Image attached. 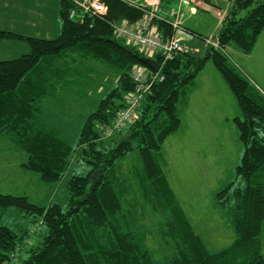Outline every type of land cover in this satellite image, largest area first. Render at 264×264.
<instances>
[{
	"label": "trees",
	"instance_id": "16d2710c",
	"mask_svg": "<svg viewBox=\"0 0 264 264\" xmlns=\"http://www.w3.org/2000/svg\"><path fill=\"white\" fill-rule=\"evenodd\" d=\"M101 1L107 7L103 16L82 14L73 20L68 16L71 2L60 0L59 32L52 39L0 30V41L17 40L29 46L28 53L17 59L0 61V139L25 153L21 168L37 174L44 184L59 182L77 151L89 166L85 176L73 175L68 180L65 208L57 203L39 207L24 196L0 193V218L14 208L38 218V225L44 227L40 245L26 250L22 243L28 235L21 237L0 226V264H154L146 247L147 232L136 228L138 211L143 213L146 207L161 215L159 230L164 239L175 243L170 264H264V96L224 54L230 45L244 54L252 51L264 30V0H229L216 36L217 48L207 47L201 57L178 55L162 64L159 75L163 80L152 83L136 117L113 133L110 146L102 137L125 108V97L134 92L130 72L133 67H147L141 64L144 56L112 32L113 23L135 21L141 10L125 0ZM157 26L163 38L171 35L165 23ZM208 60L223 76L241 110L234 122L243 146L236 166L243 187L232 188V183L216 195L235 238L213 253L176 201L161 153L162 144L180 126V95ZM88 61L110 68L115 86L86 117L75 148L46 125L41 103L81 77L84 71L79 67ZM133 153L142 162L137 176L141 197L130 209L126 199L134 174L124 171L123 160Z\"/></svg>",
	"mask_w": 264,
	"mask_h": 264
},
{
	"label": "rangeland",
	"instance_id": "374dc122",
	"mask_svg": "<svg viewBox=\"0 0 264 264\" xmlns=\"http://www.w3.org/2000/svg\"><path fill=\"white\" fill-rule=\"evenodd\" d=\"M206 1L196 8V13L184 20L185 27L200 35V38L196 36L193 44L198 51L192 53L200 57L210 47L206 42L216 43L221 19L228 10L227 0ZM176 2L169 4L175 5ZM33 3L34 0H29L30 6ZM37 25L40 26L38 30L49 26L47 22ZM224 54L232 66L264 96V30L249 54L242 53L232 45L225 48ZM79 68L84 71L81 77L41 103L44 122L55 127L61 138L75 148L86 117L115 86V74L104 63L87 62ZM86 69L92 72L87 73ZM206 87L210 90L208 94L205 92ZM177 112L180 126L161 146L166 176L175 192L176 201L200 234L206 248L212 253L218 252L224 248V240L218 239L220 235L214 231L221 225L228 229L229 218L226 209L216 204V195L232 183V188L243 187L242 180L236 175V166L243 156V146L234 122L235 118L241 117V110L223 76L208 60L193 83L185 88L183 96L180 95ZM107 130L102 141L110 146L116 133L107 134ZM76 153L69 170L59 182L44 184L37 174L20 169L21 165L19 168L18 164L26 158L24 152L1 142L0 193L24 196L31 204L39 207L57 203L65 208L68 180L73 175L85 176L89 172L88 164L79 159L80 152ZM123 166L127 168H124L125 172L131 171L134 174L130 177V196L126 199L131 209L133 201L139 202L141 197L137 176L141 173L142 162L133 153L123 160ZM138 212L136 228L147 232L146 247L154 264H170L175 243L162 236L159 230L161 215L151 212L149 207L143 213L140 210ZM0 226L10 228L21 237L28 235L29 238L22 243L26 250L40 245L42 241L44 227L38 225V218L25 215L17 209H8L0 218ZM33 226L35 233L32 234Z\"/></svg>",
	"mask_w": 264,
	"mask_h": 264
},
{
	"label": "built area",
	"instance_id": "2783aa9c",
	"mask_svg": "<svg viewBox=\"0 0 264 264\" xmlns=\"http://www.w3.org/2000/svg\"><path fill=\"white\" fill-rule=\"evenodd\" d=\"M71 2L69 11L70 19H77L78 15L92 14L103 16L107 7L101 0H67ZM197 0H177V4L171 5L158 0H143L141 2H129L132 7L139 8L142 15L135 21L119 20L113 23L112 32L115 38L135 48L147 59H153L160 65L172 61L178 55H188L197 52L191 47L196 41V35L184 27L185 12L191 11L196 6ZM158 22L165 23L171 30L169 37L162 36L158 30ZM214 48L216 43L206 42ZM158 57V62L156 60ZM160 71V70H159ZM149 72L144 67H133L130 79L134 84V92L125 97V108L120 111L107 134L123 128L136 117V109L143 96L147 93L155 81L161 82L163 76Z\"/></svg>",
	"mask_w": 264,
	"mask_h": 264
},
{
	"label": "crops",
	"instance_id": "0c3cea01",
	"mask_svg": "<svg viewBox=\"0 0 264 264\" xmlns=\"http://www.w3.org/2000/svg\"><path fill=\"white\" fill-rule=\"evenodd\" d=\"M128 2H141L143 0H125ZM163 3H170L174 2L176 0H158ZM208 2L206 0L199 1V4L195 6L191 11L185 12V18L187 16H191L194 13H196V8L201 7L203 5V2ZM228 1V10L230 8V1ZM59 2L60 0H34L33 6H30L29 0H0V30L3 31H9L12 33H15L20 36L24 37H34V38H43V39H52L57 36L59 32L60 22L58 17V10H59ZM227 10V12H228ZM226 12V13H227ZM225 13V15H226ZM30 22L32 23V28H30ZM48 23V27L45 29L38 30L37 24L39 23ZM42 27V26H41ZM185 27V26H184ZM188 31L194 33L193 30L185 27ZM32 29V32H30ZM35 33V34H34ZM196 35H199L197 33H194ZM200 36V35H199ZM196 41L191 43V47H193V44ZM22 41L17 40H3L0 41V61H7V60H13L17 59L23 54L28 53L29 49L27 45L23 44ZM197 50V48L193 47ZM198 51V50H197ZM92 62V61H88ZM87 63V62H86ZM210 90L206 87L205 92L208 94ZM42 108V107H41ZM43 112V109H42ZM46 123V122H45ZM48 126V124L46 123ZM50 129H55V127H50ZM59 137L61 138V135L59 131L57 130ZM62 139V138H61ZM63 140V139H62ZM66 142L65 140H63ZM4 142L7 144L12 145L8 140L6 139H0V143ZM26 160V158H25ZM23 160V162H25ZM19 168H20V165ZM22 169V168H20ZM23 170V169H22ZM168 179V177H167ZM169 182V180H168ZM170 185V182H169ZM171 187V185H170ZM172 189V187H171ZM173 191V189H172ZM174 196L175 192L173 191ZM228 219V218H227ZM191 223V222H190ZM228 229L227 227H218L214 233L220 236H217L218 239L224 240L223 247L225 248L226 245H228L234 238V232L231 228L230 221L228 219ZM195 230V229H194ZM196 231V230H195ZM200 232V230H199ZM198 233V232H197ZM199 237L201 238L200 234L198 233ZM202 239V238H201ZM203 240V239H202Z\"/></svg>",
	"mask_w": 264,
	"mask_h": 264
},
{
	"label": "water",
	"instance_id": "95a60500",
	"mask_svg": "<svg viewBox=\"0 0 264 264\" xmlns=\"http://www.w3.org/2000/svg\"><path fill=\"white\" fill-rule=\"evenodd\" d=\"M141 64L149 68L152 72L157 73L160 70V65L153 59L142 58Z\"/></svg>",
	"mask_w": 264,
	"mask_h": 264
}]
</instances>
